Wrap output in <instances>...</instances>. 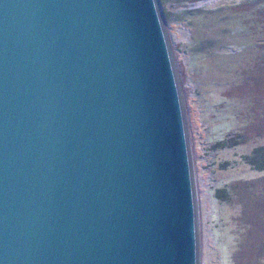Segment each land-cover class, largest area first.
Instances as JSON below:
<instances>
[{"label":"water","instance_id":"95a60500","mask_svg":"<svg viewBox=\"0 0 264 264\" xmlns=\"http://www.w3.org/2000/svg\"><path fill=\"white\" fill-rule=\"evenodd\" d=\"M0 264H200L159 0H0Z\"/></svg>","mask_w":264,"mask_h":264},{"label":"rangeland","instance_id":"374dc122","mask_svg":"<svg viewBox=\"0 0 264 264\" xmlns=\"http://www.w3.org/2000/svg\"><path fill=\"white\" fill-rule=\"evenodd\" d=\"M182 88L200 264H264V0H159Z\"/></svg>","mask_w":264,"mask_h":264}]
</instances>
